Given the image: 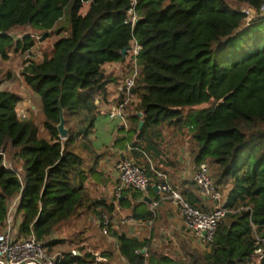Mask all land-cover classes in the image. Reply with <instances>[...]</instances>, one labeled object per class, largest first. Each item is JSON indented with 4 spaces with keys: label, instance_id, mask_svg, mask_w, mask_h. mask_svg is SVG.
<instances>
[{
    "label": "trees",
    "instance_id": "1",
    "mask_svg": "<svg viewBox=\"0 0 264 264\" xmlns=\"http://www.w3.org/2000/svg\"><path fill=\"white\" fill-rule=\"evenodd\" d=\"M261 1L135 0L138 18L131 28L125 20L132 0H0V61L35 43L29 33L14 37L12 29L30 27L41 39L57 36L40 61L27 59L21 69L39 96L40 123L33 115L20 119V96L0 89V232L14 198L18 233H33L47 248L62 242L50 237L80 208L112 212L113 203L88 197L76 143L88 135L95 114H104L100 106L114 79L103 66L127 58L131 68L121 50L135 38L141 48L127 139L140 148L137 138L159 127L189 130L193 161L208 162L215 183L227 187L228 212L208 251L183 246L185 257L176 258L147 239L113 232L119 255L129 264H255L254 250L264 249V15L246 23L240 6L257 9ZM9 77L0 68V85ZM60 107L65 138L56 128ZM81 115L88 116L87 126L75 131L70 120ZM6 153L14 165H7ZM131 214L139 215L135 209ZM81 249L62 253L58 264H84L90 254Z\"/></svg>",
    "mask_w": 264,
    "mask_h": 264
},
{
    "label": "crops",
    "instance_id": "2",
    "mask_svg": "<svg viewBox=\"0 0 264 264\" xmlns=\"http://www.w3.org/2000/svg\"><path fill=\"white\" fill-rule=\"evenodd\" d=\"M33 60L40 61L41 58ZM127 64L126 58L124 62L106 63L103 66L104 73L114 79L107 85V99L114 94L116 84L121 76L130 69ZM30 92L32 95L29 96L33 100L30 108L25 107V104L30 101L29 96L25 99L26 97L24 98L17 93L21 98L17 104V111L22 112L30 109L32 114L39 111V96L31 90ZM87 123V115H81L79 119H74L70 122L75 131L85 130ZM123 128L116 120L108 119L102 113H96L88 135L84 136V134H81L76 143V151L84 159L82 168L87 175L85 187L88 197L90 199L101 198L107 203H113V209L115 207V203L112 200V189L116 183L115 164L124 154L126 146L132 144V139H127L125 128ZM159 129L158 133H146L143 137L137 138L142 151H132L130 154L135 162L146 165L147 175L150 178V187L147 192H140L138 197H133L130 189L123 191L121 199L125 200V205L121 206L119 204V213L122 216L124 214L132 215L131 213L135 209L139 213L137 219L144 224L139 226L132 224L112 226L110 235L115 237L116 246V252L112 255L117 256L121 261L124 259L118 253V242H116L115 236L120 233L139 239H147L151 247L166 251L176 258L185 257L183 255V246L200 252L202 250L208 251L207 246L203 245L198 238L185 229L178 208L168 200H161V193L154 185L157 180L153 170L164 171L167 174V182L172 188L179 190L182 195L203 209L211 206V203L201 196L199 189L192 183L190 177L196 165L191 155L192 144L190 136L187 139L184 132L185 129L177 130L168 126L159 127ZM132 138L135 139L136 137L132 136ZM116 139L119 141L116 142ZM5 162L9 166L14 165L11 157L6 159ZM210 167L213 168L211 165ZM223 191L227 193L226 186ZM158 201L159 204L153 208L152 203ZM148 212H151L152 215L142 216V214H147ZM16 219L17 223H19L20 219L17 217ZM113 232H116V234H112ZM97 256V259H99L97 262L103 261L102 263L108 262L112 258V256H104L103 254L99 256V253ZM256 264H259L257 260Z\"/></svg>",
    "mask_w": 264,
    "mask_h": 264
},
{
    "label": "built area",
    "instance_id": "3",
    "mask_svg": "<svg viewBox=\"0 0 264 264\" xmlns=\"http://www.w3.org/2000/svg\"><path fill=\"white\" fill-rule=\"evenodd\" d=\"M135 3V0H132V7L128 9L125 20L126 23H130L131 28H133L138 18L134 9ZM240 11L245 14V22L249 23L257 14L264 15V0L261 1L257 9L242 5L240 6ZM140 48L141 46L133 38L126 50L132 60L131 68L117 82L114 94L106 101H102L100 106L109 119L119 120L120 125L125 129L130 124L129 115L131 112L128 104L137 97L133 93L132 88L138 75L136 57ZM18 117L26 119L28 113L24 111L18 112ZM132 151L141 152L142 150L139 147L128 144L124 154L115 164L116 183L112 189V200L115 203L114 209L110 213L101 211L97 217V226L104 235L110 234L112 226L117 227L127 224L139 226L144 224L130 214L125 217L119 213V200L122 198L125 189L145 193L150 187V178L147 175L146 165L135 162L130 155ZM153 172L157 180L154 185L161 193V200H168L175 205L182 216L185 229L198 238L203 245L207 246L212 241L216 228L228 212L224 207L226 193H224L220 185L215 183L208 162L201 161L197 163L190 175L191 180L196 183L201 196L211 203V206L207 209L192 205L182 196L179 190L172 188L167 182V174L164 171L154 169ZM17 202L18 198H14L11 201L3 230L0 232V264H58L62 254L50 252L33 233L26 237L18 233L19 223H17L15 216ZM158 204L159 201L154 202L152 207L154 208ZM50 239L52 238L50 237ZM263 251V247H258L254 250L258 262L263 257ZM140 252L144 253L145 257L148 256L145 249ZM71 253L77 254V251L73 249ZM121 264L129 263L123 260Z\"/></svg>",
    "mask_w": 264,
    "mask_h": 264
},
{
    "label": "rangeland",
    "instance_id": "4",
    "mask_svg": "<svg viewBox=\"0 0 264 264\" xmlns=\"http://www.w3.org/2000/svg\"><path fill=\"white\" fill-rule=\"evenodd\" d=\"M228 1L234 4V0ZM64 21L65 20H62V23ZM63 25H67V23H63ZM25 33L31 34L35 39V43L29 51H26L24 53L12 52L9 59L0 61V68L2 73L5 74L6 72H8L10 75L8 79L2 81L0 89L13 91L15 93L21 94L24 98L26 97L25 99H27L29 95H32V93L30 92V88L25 84L21 75L23 63L27 59L42 58L44 51L51 46L53 40L56 39L57 36H55L54 32H52L50 37L41 39V32L35 31L30 27H17L11 30V34L14 37H21ZM29 98L30 101L29 103L28 101H26L28 104H25V107L27 106L30 108L33 100L32 97L29 96ZM27 111L28 115L35 116V120L40 123L41 116L39 112L32 114L30 109L24 110V112L26 113ZM184 111H186V109ZM73 120L74 119H71L70 122H72ZM41 131H43L42 127ZM184 132L186 133L188 139V136H190V131L185 129ZM8 156L9 154L7 155L6 153V159H8ZM211 170L212 174H214V168H211ZM223 190H225V186H223ZM98 215L99 213L97 210L87 211L85 210V207L80 208L78 212L70 219L61 223L58 226L56 232L51 235L52 239H61L62 242L49 247V251L54 254H62L71 252L73 249L77 251L78 248H82L80 250L82 253L90 254L84 264H121L122 261L117 256L112 255L114 252H116V246L114 242L115 237L111 236V233L108 235H104L101 233V229L98 228L96 222ZM127 215L128 214H124L123 216L126 217ZM107 252L110 254V256H112V258H110L108 262H97V255L95 254L99 253L100 256L103 253Z\"/></svg>",
    "mask_w": 264,
    "mask_h": 264
},
{
    "label": "water",
    "instance_id": "5",
    "mask_svg": "<svg viewBox=\"0 0 264 264\" xmlns=\"http://www.w3.org/2000/svg\"><path fill=\"white\" fill-rule=\"evenodd\" d=\"M127 50V47L123 48L121 50V53L124 54ZM140 120L138 122V128H140L142 126L143 123V114L142 113H138ZM57 131H58V136L60 138H65L68 134V129L65 126V118H64V114H63V109L60 107V114H59V123L56 126ZM146 199V198H144ZM143 251V250H142Z\"/></svg>",
    "mask_w": 264,
    "mask_h": 264
}]
</instances>
